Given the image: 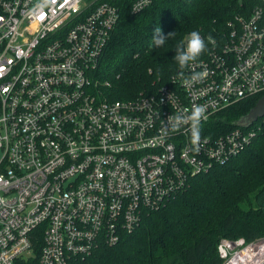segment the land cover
Segmentation results:
<instances>
[{
	"label": "built area",
	"instance_id": "2783aa9c",
	"mask_svg": "<svg viewBox=\"0 0 264 264\" xmlns=\"http://www.w3.org/2000/svg\"><path fill=\"white\" fill-rule=\"evenodd\" d=\"M153 1L135 0L131 13ZM35 3L0 0V264H72L117 244L262 134L264 117L206 133L219 113L264 95V6L205 39V54L155 93L111 101L96 75L118 8L54 0L34 13ZM197 73L206 75L193 81ZM194 105L207 114L198 150L190 125L163 132ZM218 244L222 264H264V239Z\"/></svg>",
	"mask_w": 264,
	"mask_h": 264
},
{
	"label": "trees",
	"instance_id": "16d2710c",
	"mask_svg": "<svg viewBox=\"0 0 264 264\" xmlns=\"http://www.w3.org/2000/svg\"><path fill=\"white\" fill-rule=\"evenodd\" d=\"M115 5L119 21L103 50L97 78L110 88L108 100H131L155 93L179 72L174 45L193 30L217 37L235 16L249 18L263 0H155L131 13L135 0H101ZM156 27L175 36L156 48ZM261 97L246 99L219 113L207 127L211 137L230 130ZM264 129V123H263ZM264 239V130L227 164L194 177L189 187L158 210L146 213L131 234L72 264H222L221 239Z\"/></svg>",
	"mask_w": 264,
	"mask_h": 264
},
{
	"label": "clouds",
	"instance_id": "9594fccd",
	"mask_svg": "<svg viewBox=\"0 0 264 264\" xmlns=\"http://www.w3.org/2000/svg\"><path fill=\"white\" fill-rule=\"evenodd\" d=\"M54 3V0H36L33 7V12H42L43 9L49 8ZM135 11V9H133ZM175 36V32H170L165 36L162 34L160 27H156L152 45L156 48L165 45L166 41ZM208 43H214L212 37H208ZM174 61L176 62L180 73L183 74L185 69H188L192 64L196 63L207 50L205 39L201 36L199 31L193 30L185 37L181 38L175 45ZM206 75L205 73H197L192 77L193 81H198ZM207 120L206 108L203 105H194L190 114L176 113L167 118V122L163 129L165 135L169 132L177 133L185 125H190V141L194 147H197L201 141V124L202 121Z\"/></svg>",
	"mask_w": 264,
	"mask_h": 264
},
{
	"label": "water",
	"instance_id": "95a60500",
	"mask_svg": "<svg viewBox=\"0 0 264 264\" xmlns=\"http://www.w3.org/2000/svg\"><path fill=\"white\" fill-rule=\"evenodd\" d=\"M264 117V95L257 104L245 115V117L240 118L236 124L242 127H248L253 123L257 122L259 119Z\"/></svg>",
	"mask_w": 264,
	"mask_h": 264
}]
</instances>
